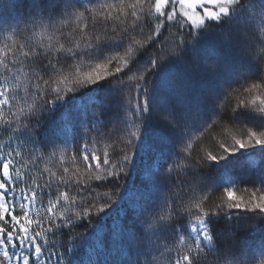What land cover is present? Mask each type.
Here are the masks:
<instances>
[{
	"label": "snow or ice",
	"instance_id": "obj_1",
	"mask_svg": "<svg viewBox=\"0 0 264 264\" xmlns=\"http://www.w3.org/2000/svg\"><path fill=\"white\" fill-rule=\"evenodd\" d=\"M0 37V264H264V0H29Z\"/></svg>",
	"mask_w": 264,
	"mask_h": 264
},
{
	"label": "trees",
	"instance_id": "obj_2",
	"mask_svg": "<svg viewBox=\"0 0 264 264\" xmlns=\"http://www.w3.org/2000/svg\"><path fill=\"white\" fill-rule=\"evenodd\" d=\"M13 5V6H10ZM28 6H29V0H6V3L2 9H0V13H2L5 16L9 17H15L20 13L27 14L28 11ZM170 31L175 32V29H171ZM0 39H3L0 37ZM167 75V74H166ZM163 83V78L162 81ZM211 134V133H210ZM8 137L5 135L2 139H0V143H5L7 141ZM207 141H204L206 143ZM15 146V144H14ZM59 155V153L57 154ZM45 161H47V157H45ZM41 167L44 166L43 163L40 165ZM51 166V165H49ZM137 178L135 175L132 176V180L135 181ZM243 235V233H242ZM256 264H258V260L256 261Z\"/></svg>",
	"mask_w": 264,
	"mask_h": 264
}]
</instances>
